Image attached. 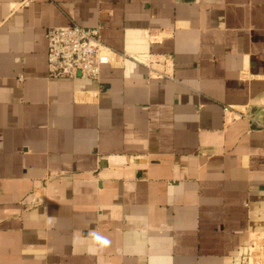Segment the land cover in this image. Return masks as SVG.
<instances>
[{
	"label": "crops",
	"instance_id": "1",
	"mask_svg": "<svg viewBox=\"0 0 264 264\" xmlns=\"http://www.w3.org/2000/svg\"><path fill=\"white\" fill-rule=\"evenodd\" d=\"M15 1L0 264L263 263L264 0ZM70 19L117 53L171 54L172 76L125 57L48 76L46 30Z\"/></svg>",
	"mask_w": 264,
	"mask_h": 264
},
{
	"label": "built area",
	"instance_id": "2",
	"mask_svg": "<svg viewBox=\"0 0 264 264\" xmlns=\"http://www.w3.org/2000/svg\"><path fill=\"white\" fill-rule=\"evenodd\" d=\"M33 0H16L15 6H27ZM46 69L50 77L83 76L97 78L102 62L115 58H130L148 68L158 77H171L173 61L169 53H156L148 50L117 53L102 43L95 27L84 26L70 19L67 24L49 26L45 33ZM227 107H225L226 109ZM259 125H262L258 121Z\"/></svg>",
	"mask_w": 264,
	"mask_h": 264
},
{
	"label": "bare ground",
	"instance_id": "3",
	"mask_svg": "<svg viewBox=\"0 0 264 264\" xmlns=\"http://www.w3.org/2000/svg\"><path fill=\"white\" fill-rule=\"evenodd\" d=\"M251 254L256 255V252L253 250L251 251ZM255 264H262V261L258 258L257 262H255Z\"/></svg>",
	"mask_w": 264,
	"mask_h": 264
},
{
	"label": "rangeland",
	"instance_id": "4",
	"mask_svg": "<svg viewBox=\"0 0 264 264\" xmlns=\"http://www.w3.org/2000/svg\"><path fill=\"white\" fill-rule=\"evenodd\" d=\"M257 246H258V245H257ZM262 251H264V250H262ZM257 254H259V253L257 252ZM253 255H254V254H251V257H252ZM260 256H261V254H260ZM251 257H250V258H251ZM257 258H258V256H257ZM259 259H260V257H259ZM261 259H263L262 256H261ZM250 263H251V261H250ZM262 264H264V262H263Z\"/></svg>",
	"mask_w": 264,
	"mask_h": 264
}]
</instances>
